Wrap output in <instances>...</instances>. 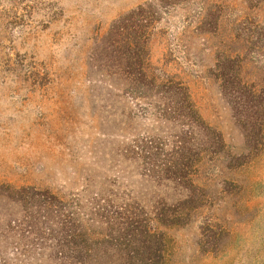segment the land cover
<instances>
[{
  "label": "rangeland",
  "instance_id": "374dc122",
  "mask_svg": "<svg viewBox=\"0 0 264 264\" xmlns=\"http://www.w3.org/2000/svg\"><path fill=\"white\" fill-rule=\"evenodd\" d=\"M145 1L0 0V264H44L21 236L22 206L11 189H50L98 236L106 226L97 202L149 208L181 198L180 186L153 177L137 154L143 142L167 141L171 128L98 81L89 61L111 22ZM215 1L224 12L216 34L195 32L182 8L171 11L151 40L149 69L181 79L205 121L240 153L243 134L212 69L226 48L244 58L247 80L264 79V0ZM194 178L210 201L183 223L157 224L164 264H264V153L236 170L206 161ZM232 181L239 188L224 190ZM206 222L230 232L216 251L200 244Z\"/></svg>",
  "mask_w": 264,
  "mask_h": 264
},
{
  "label": "trees",
  "instance_id": "16d2710c",
  "mask_svg": "<svg viewBox=\"0 0 264 264\" xmlns=\"http://www.w3.org/2000/svg\"><path fill=\"white\" fill-rule=\"evenodd\" d=\"M178 8L185 12L186 26H194L199 34H216L224 19L215 0L145 1L111 22L91 49L89 61L100 73L98 81L119 87L171 128L167 141L143 142L137 154L148 159L153 177L180 186L181 198L149 208L97 202L94 213L106 226L98 236L90 232L79 208L73 209L50 189H11L9 197L22 206L21 236L30 237L28 244L33 251L40 250L44 264L46 260L48 264H164L166 240L157 224L183 223L192 211L209 203L207 189L194 178L203 164L223 160L227 168L236 170L264 153V79L255 82L244 77V58L239 53L218 50L212 71L243 134L240 153L232 152L221 131L205 121L181 79L167 71H150L151 40ZM228 186L224 190L239 188L233 181ZM200 230V244L207 251H216L230 234L210 222L202 223ZM43 248L50 250L47 256Z\"/></svg>",
  "mask_w": 264,
  "mask_h": 264
}]
</instances>
